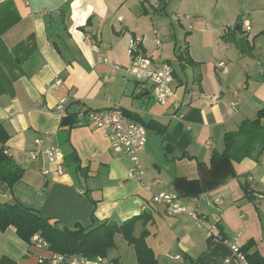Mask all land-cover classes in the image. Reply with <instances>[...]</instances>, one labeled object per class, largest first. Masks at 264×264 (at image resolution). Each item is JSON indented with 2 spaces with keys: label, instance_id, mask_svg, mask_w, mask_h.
<instances>
[{
  "label": "crops",
  "instance_id": "0c3cea01",
  "mask_svg": "<svg viewBox=\"0 0 264 264\" xmlns=\"http://www.w3.org/2000/svg\"><path fill=\"white\" fill-rule=\"evenodd\" d=\"M134 38L141 54L171 62L175 96L166 105L116 68L129 65ZM182 51L197 66L180 64ZM115 105L146 129L143 182L128 178L130 160L98 129L81 125L85 111ZM263 109L264 0H167L164 10L159 0H0V148L24 169L12 189L0 181V204L17 200L60 228L146 215L159 264H244L229 245L238 234L240 247L253 241L251 252L264 257V139L251 157L221 159L227 135ZM46 133L42 148L67 157L63 175H44L54 166L31 159ZM160 193L177 195L188 213L168 216L152 201ZM51 254L13 228L0 234V261L42 264ZM118 256L109 257L124 264Z\"/></svg>",
  "mask_w": 264,
  "mask_h": 264
},
{
  "label": "trees",
  "instance_id": "16d2710c",
  "mask_svg": "<svg viewBox=\"0 0 264 264\" xmlns=\"http://www.w3.org/2000/svg\"><path fill=\"white\" fill-rule=\"evenodd\" d=\"M159 3L161 9L164 10L167 0H159ZM177 61L182 65L187 64L192 67L198 64L185 51L177 54ZM167 63L171 64L170 61ZM124 112L134 120L133 115ZM263 117L264 109L259 113L256 120L244 123L240 131L227 135L226 152L221 156L222 160L231 161L236 158L240 159V156L241 158L251 157L256 152V147L264 139V126L261 123ZM65 119V122L70 120V125L76 124L74 115H68ZM240 138L244 140L242 144L238 143ZM6 151L5 148H0V181L12 189L22 179L24 169L18 166ZM263 151L264 147L258 150V157ZM69 157V164H78V159L74 154ZM149 221L150 218L142 214L121 224L104 221L92 223L89 226L76 224L73 228H60L59 220L45 218L38 210L26 207L17 200L12 203L0 204V234L9 228H13L17 235L32 247H34L32 239L38 235L48 244L47 251L52 254H62L67 257L83 256L89 259L104 257L115 261L117 264V259H112L109 256L116 248L115 238L118 235L135 249L138 264H159L155 253L146 243L149 235L146 225ZM138 224L143 226V230L139 236H136L135 229ZM217 227L223 233L219 224ZM253 245V241H249L240 247L241 253L248 264H264L262 255L258 252H251ZM0 264H16V262L4 257Z\"/></svg>",
  "mask_w": 264,
  "mask_h": 264
},
{
  "label": "built area",
  "instance_id": "2783aa9c",
  "mask_svg": "<svg viewBox=\"0 0 264 264\" xmlns=\"http://www.w3.org/2000/svg\"><path fill=\"white\" fill-rule=\"evenodd\" d=\"M246 30L250 31L249 23L245 24ZM140 38H134L130 44L128 54L130 63L126 67L116 66L118 70L124 71L127 78L134 79L140 84L150 85L151 93L155 100L161 104H168L175 96L174 69L167 62L156 63L151 57L143 55L139 52ZM157 43L160 45V41ZM98 50V48H96ZM235 96L237 94L235 93ZM65 100H61L57 106L59 112L65 111ZM236 106L235 103H231ZM178 109V108H177ZM82 119L81 125L93 126L98 129L104 137H106L112 146L114 153L122 155L129 159L131 167L128 171V178L143 182L146 174L145 167L142 163V154L145 152L147 132L144 126L135 122L128 117L124 110L115 105L108 111L91 110L85 111L79 115ZM174 118L182 119V115L175 114ZM85 119V122H83ZM51 142L52 134L46 133L35 140L36 150L31 152V159L36 161L40 156H43L46 162L54 166V169L49 167L43 170L44 175H63L66 170V156L63 150L59 147L50 145L47 148H42L43 142ZM8 155L9 152L6 151ZM12 157V156H11ZM152 201L155 204L162 205L166 208L168 216H181L188 213L187 208L182 204L177 195L160 193L152 196ZM222 203L221 200H217ZM200 224H202L200 222ZM213 236L212 234L210 235ZM242 234H238L233 241L229 243L232 252L240 258L244 264H248L245 257L240 251L239 241ZM35 248L47 250L48 244L38 235L32 239ZM181 260L180 256L176 257ZM42 264H117L115 261L104 257L89 259L83 256L67 257L62 254H51L47 259L40 260Z\"/></svg>",
  "mask_w": 264,
  "mask_h": 264
},
{
  "label": "rangeland",
  "instance_id": "374dc122",
  "mask_svg": "<svg viewBox=\"0 0 264 264\" xmlns=\"http://www.w3.org/2000/svg\"><path fill=\"white\" fill-rule=\"evenodd\" d=\"M134 80V79H133ZM215 228L218 229L217 225ZM116 248L114 251L111 252V255L114 256L117 253V256L120 257V261L122 263H132L135 261L136 252L135 249L127 244V242L121 237H116Z\"/></svg>",
  "mask_w": 264,
  "mask_h": 264
}]
</instances>
